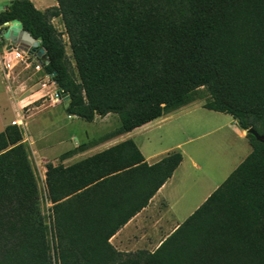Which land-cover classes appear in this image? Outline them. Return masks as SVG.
Returning a JSON list of instances; mask_svg holds the SVG:
<instances>
[{"label": "trees", "instance_id": "16d2710c", "mask_svg": "<svg viewBox=\"0 0 264 264\" xmlns=\"http://www.w3.org/2000/svg\"><path fill=\"white\" fill-rule=\"evenodd\" d=\"M13 19L40 40L44 71L69 96L67 114H116L111 137L198 99L200 89L204 108L264 135V0H56L44 10L11 0L0 10V48ZM245 137L248 155L154 250L121 252L110 238L182 154L150 165L127 138L66 166L47 162L42 196L22 132L8 125L0 131V264H264V142Z\"/></svg>", "mask_w": 264, "mask_h": 264}, {"label": "crops", "instance_id": "0c3cea01", "mask_svg": "<svg viewBox=\"0 0 264 264\" xmlns=\"http://www.w3.org/2000/svg\"><path fill=\"white\" fill-rule=\"evenodd\" d=\"M10 1L11 0H0V5H2L0 10H3ZM31 1L34 6L40 10H44L48 6L56 4V0ZM10 68L11 66L7 65L0 55V73L3 75L5 72L6 76L7 72V76L14 77L15 71ZM5 91L10 101L13 115L10 116L8 120L2 113L0 114V131L5 130L8 125L11 124L12 120L21 118L23 107L36 100H28L24 103L23 101H25L27 97L21 98L20 93L17 92L15 81H13L12 78L7 81ZM43 91L44 88H40L35 93L31 94V96H36ZM227 114L229 113L204 108L202 103H199L198 99L194 101L191 100L178 108L172 109L164 106L161 116L152 120V122L149 121L132 128L130 131L114 135L105 142L95 140L87 141L83 147H78V144L70 143L60 151H48V149H46L42 152V156L45 159V163L51 162L54 165L62 164L66 166L127 138H131L135 142L145 160L150 165L170 151L180 152L182 154V160L174 170L172 176L155 192L148 204L128 220V222L110 238L111 244L116 250L121 252H134L137 250L152 251L187 215L195 211V209L218 186L217 183L213 182L210 175L219 171V169L213 166L212 172H210V170L207 171V173L202 172L203 152H206V149L200 147V143L196 142L199 141L204 134L217 131L218 128H225L223 125H215V116H227ZM225 125L227 128H230L233 135L237 137V146L234 148L235 151L232 149L233 152L242 150V152L245 153L242 156L243 160L251 151V146L245 137V130L242 129L233 118H230ZM18 127L20 128V126ZM160 127H163L174 135L180 132L186 133L187 130H190L188 129L189 127L199 128L202 133L193 137L185 136L184 139L180 138V141L176 140L164 143L163 139L154 141L151 137L152 133L150 132L153 131L152 129ZM208 127H212V129L206 131L204 128ZM20 130L23 135L24 129L20 128ZM242 160L239 159L235 161L233 166L223 173V176H227L230 171H233ZM209 166L210 164H208V168ZM199 173H201V175H199ZM205 188L206 190L202 197L192 203L191 199L196 198L200 189ZM185 190H188L189 193H184ZM159 225H164L161 230V227H158ZM173 225H175V227L171 228ZM147 226H150L149 229ZM149 231L151 235L148 237L147 232Z\"/></svg>", "mask_w": 264, "mask_h": 264}, {"label": "rangeland", "instance_id": "374dc122", "mask_svg": "<svg viewBox=\"0 0 264 264\" xmlns=\"http://www.w3.org/2000/svg\"><path fill=\"white\" fill-rule=\"evenodd\" d=\"M51 22L59 31H64V26L60 17H53ZM3 31L4 29L1 30V33ZM63 40L66 43L67 63L72 69H74L73 57L71 56V51L67 44V37L65 34H63ZM7 43L8 40L4 39L2 47L0 48V55L3 61L11 66L10 69H14L15 75L12 77L5 76V72L3 75L0 73V114L2 113L8 120L9 117L13 115L10 101L5 91V85H7V81L11 78L15 81L17 92L20 93L21 98L27 97V99L23 101L24 103L28 100L36 99L35 102L29 103L23 107L22 119L25 123V127L20 128L24 129L22 142L28 149L32 167L35 171L39 188L43 196L44 166L46 164L45 159L42 156L43 151L46 149H48V151H60L70 143L78 144V147H83L87 141L95 140L105 142L111 137L110 133L119 127L120 121L118 116L114 113H109L103 117L96 116L93 121H87L77 116L68 115L65 110L67 100L60 99L58 102L49 98V95L54 94V91L57 89L54 85L50 84L47 76L48 73H46L43 68L40 70L34 68L35 61L32 56L26 60L30 62V65L27 66L25 61L13 57L11 53H6L3 48ZM42 83H46V86L41 85ZM40 88H44V91L32 97L31 94L35 93ZM44 93H46L44 97L38 98ZM194 95L195 98H198L199 103L202 104L208 97L205 89L196 91ZM215 117V125H223L225 128H218L217 131L204 134L196 143H200L199 146L206 149V152H203L202 172L207 173L209 170L212 172L213 166L219 169V171L210 175L213 182L219 185L226 177L223 176V173L228 171L235 161L239 159L242 160V156L245 153L242 152V150L239 152H233L234 148L237 146V137L233 135L232 130L225 125L232 117L229 114H227V116L219 115ZM163 129V127L152 129L153 131L150 133H152L151 137L154 141H160L163 139L164 143H168L176 140L180 141V138L184 139L185 136L193 137L202 133L199 128L192 127H189L188 129L190 130H187L186 133L180 132L175 135L170 133V131ZM204 129L207 131L208 129H212V127ZM208 164H210L209 168ZM199 175H201V173H199ZM205 190L206 188L200 189L198 196L191 199L192 203L201 198ZM184 193L187 194L189 192L188 190H185ZM42 203L44 212H46L49 203L44 200ZM163 226L164 225H159L158 227H161V230ZM147 227L149 229L150 226ZM174 227L175 225L171 228ZM147 235L148 237L151 235L150 231L147 232Z\"/></svg>", "mask_w": 264, "mask_h": 264}, {"label": "water", "instance_id": "95a60500", "mask_svg": "<svg viewBox=\"0 0 264 264\" xmlns=\"http://www.w3.org/2000/svg\"><path fill=\"white\" fill-rule=\"evenodd\" d=\"M2 5H0V9ZM7 27L1 33L4 39L8 40V46L17 47L25 51L26 53L33 54L37 57V59L42 62L45 61V51L43 47L40 45V40L35 39L30 32L23 28L22 22L19 19H13L10 22L5 24ZM64 100H68L69 96L66 92L60 90L59 91ZM248 133H251L255 136V138L261 142H264V135H259L253 128L248 129Z\"/></svg>", "mask_w": 264, "mask_h": 264}, {"label": "built area", "instance_id": "2783aa9c", "mask_svg": "<svg viewBox=\"0 0 264 264\" xmlns=\"http://www.w3.org/2000/svg\"><path fill=\"white\" fill-rule=\"evenodd\" d=\"M7 27V26H6ZM8 44V43H7ZM7 44H5V46H4V51L6 52V53H11L12 55H13V57H15V58H17V59H19V60H23V61H25V64L27 65V66H29L30 65V62H28V61H26L29 57H33V59H34V61H35V64H34V68L36 69V70H40L41 68H43V62H44V60H42V62H40L38 59H37V57L35 56V55H33V54H29V53H26L25 51H23V50H21V49H18L17 47H12V46H8ZM6 74H7V72H6ZM7 76V75H6ZM47 76H48V80L50 81V84L51 85H54L55 86V83H54V80H53V77H52V74H47ZM41 85H43V86H45L46 85V83H42ZM56 88V87H55ZM60 90H55L54 91V94H51V95H49V98L51 99V100H53V101H58L59 102V100L60 99H63L62 98V95H61V93L59 92ZM45 94L46 93H44V94H41L38 98H42V97H44L45 96ZM11 124H16V126L18 125V126H20V127H25L24 125V122L22 121V117L21 118H19V119H14V120H12L11 121Z\"/></svg>", "mask_w": 264, "mask_h": 264}]
</instances>
